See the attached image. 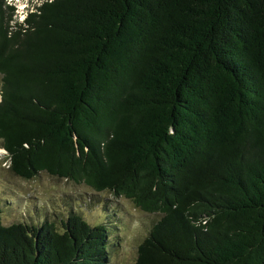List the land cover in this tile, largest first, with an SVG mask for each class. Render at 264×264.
Instances as JSON below:
<instances>
[{"label": "trees", "instance_id": "16d2710c", "mask_svg": "<svg viewBox=\"0 0 264 264\" xmlns=\"http://www.w3.org/2000/svg\"><path fill=\"white\" fill-rule=\"evenodd\" d=\"M32 10L0 0L7 168L159 214L136 264H264V0ZM1 209L0 264H109V224L4 225Z\"/></svg>", "mask_w": 264, "mask_h": 264}, {"label": "rangeland", "instance_id": "374dc122", "mask_svg": "<svg viewBox=\"0 0 264 264\" xmlns=\"http://www.w3.org/2000/svg\"><path fill=\"white\" fill-rule=\"evenodd\" d=\"M41 1L7 0V3L15 7L12 17L21 22L23 16ZM4 154L0 148V207L4 225L16 222L38 224L43 218L61 225V219L77 213L91 225L109 224V264H136L138 245L148 236L160 218L159 214L143 212L123 197L97 192L84 183L44 172L30 180L20 178L7 168Z\"/></svg>", "mask_w": 264, "mask_h": 264}, {"label": "clouds", "instance_id": "9594fccd", "mask_svg": "<svg viewBox=\"0 0 264 264\" xmlns=\"http://www.w3.org/2000/svg\"><path fill=\"white\" fill-rule=\"evenodd\" d=\"M22 13H23V11H22ZM25 17H26V15H25V16H23V20H24V18H25ZM23 20H22V21H23Z\"/></svg>", "mask_w": 264, "mask_h": 264}]
</instances>
